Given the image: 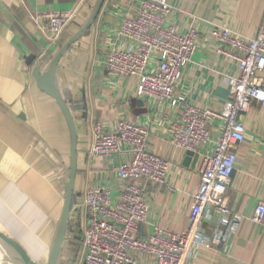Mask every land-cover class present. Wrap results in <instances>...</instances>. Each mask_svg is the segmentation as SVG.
Wrapping results in <instances>:
<instances>
[{"label":"crops","instance_id":"0c3cea01","mask_svg":"<svg viewBox=\"0 0 264 264\" xmlns=\"http://www.w3.org/2000/svg\"><path fill=\"white\" fill-rule=\"evenodd\" d=\"M168 22L181 31H200L198 48L182 72L177 92L200 106L220 108L231 98L227 75L236 62L216 50L214 24L227 25L253 36L264 25V0H168ZM96 0H0V231L13 236L35 258L48 253L65 194L71 136L54 97L41 90L32 74L45 69L62 44L90 16ZM138 0H104L93 25L71 45L56 72L57 86L71 104L78 129V171L70 222L75 238L87 224L85 192L106 185L113 194L122 186L117 167L131 157L128 151L93 155L94 124L130 118L149 130L148 147L171 160L168 184L142 179L150 204L139 227L148 236L155 225L182 231L189 222L192 193L200 183L203 155L212 151L222 121H212L211 140L189 154L170 142V124L179 108L136 94L137 76H108L105 59L116 47H135L136 41L117 34ZM75 10L74 18L56 41L47 38L33 15L39 11ZM43 59V60H42ZM143 99V102H138ZM23 114V115H22ZM246 138L237 145V166L226 194L227 203L249 216L264 201V106L254 102L244 114ZM207 226V223H205ZM81 227V228H80ZM78 239V238H77ZM16 251L0 237V264H21ZM185 264H264V222L245 218L223 249L199 246Z\"/></svg>","mask_w":264,"mask_h":264},{"label":"built area","instance_id":"2783aa9c","mask_svg":"<svg viewBox=\"0 0 264 264\" xmlns=\"http://www.w3.org/2000/svg\"><path fill=\"white\" fill-rule=\"evenodd\" d=\"M173 9L168 0H138V8L124 17L117 32L137 45L111 49L105 69L108 76H137L138 96L159 103L168 101L179 108V118L170 124L169 138L177 147L203 150L211 140L212 121H222L215 147L201 161L200 183L192 193L188 225L174 231L156 224L148 236L139 233L150 209L141 180L168 184L171 160L149 149V130L142 123L130 118L112 124L97 120L91 153L128 151L131 157L117 167L123 180L117 194L106 185H92L85 192L87 224L79 264H185L199 246L223 249L245 218L257 224L264 222V201L246 216L226 199L239 157L236 147L246 138L244 114L254 102L264 106V25L253 36L227 25H213L216 50L236 62L237 73L226 76L231 98L220 108L200 106L177 92L183 68L198 48L200 31L195 26L181 31L168 22ZM74 16L75 10L54 9L33 15L51 41L58 39Z\"/></svg>","mask_w":264,"mask_h":264},{"label":"water","instance_id":"95a60500","mask_svg":"<svg viewBox=\"0 0 264 264\" xmlns=\"http://www.w3.org/2000/svg\"><path fill=\"white\" fill-rule=\"evenodd\" d=\"M104 0H96L93 10L86 22L78 28L61 46L58 52L50 60L47 67L42 69L41 63L33 68L32 74L39 88L58 102L70 129L71 154L70 164L65 180V194L61 212L59 214L53 238L47 253V258L35 259L27 249L13 236L0 231V237L16 251L15 259L21 264H62L67 242L70 238V222L75 197V181L78 171V129L76 117L71 104L65 98L62 90L57 86L56 72L61 59L75 43L95 22ZM43 60V59H42ZM143 102V99H138ZM23 115V114H22ZM189 154L194 151L188 150ZM82 264H87L85 261Z\"/></svg>","mask_w":264,"mask_h":264},{"label":"rangeland","instance_id":"374dc122","mask_svg":"<svg viewBox=\"0 0 264 264\" xmlns=\"http://www.w3.org/2000/svg\"><path fill=\"white\" fill-rule=\"evenodd\" d=\"M81 228V227H80ZM78 233L83 234V229H78ZM84 252V245L81 237L75 238L74 234L71 233V237L67 242V246L64 252L62 264H79ZM47 254H44V260H46Z\"/></svg>","mask_w":264,"mask_h":264},{"label":"trees","instance_id":"16d2710c","mask_svg":"<svg viewBox=\"0 0 264 264\" xmlns=\"http://www.w3.org/2000/svg\"><path fill=\"white\" fill-rule=\"evenodd\" d=\"M78 238V237H77Z\"/></svg>","mask_w":264,"mask_h":264}]
</instances>
